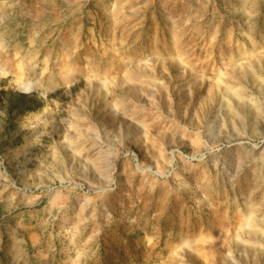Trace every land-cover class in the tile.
<instances>
[{"label":"rangeland","instance_id":"rangeland-1","mask_svg":"<svg viewBox=\"0 0 264 264\" xmlns=\"http://www.w3.org/2000/svg\"><path fill=\"white\" fill-rule=\"evenodd\" d=\"M0 264H264V0H0Z\"/></svg>","mask_w":264,"mask_h":264}]
</instances>
